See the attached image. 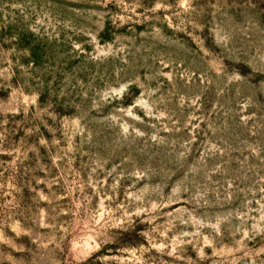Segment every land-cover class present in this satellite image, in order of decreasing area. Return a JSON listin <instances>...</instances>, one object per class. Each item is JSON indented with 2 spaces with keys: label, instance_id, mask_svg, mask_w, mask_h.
<instances>
[{
  "label": "rangeland",
  "instance_id": "1",
  "mask_svg": "<svg viewBox=\"0 0 264 264\" xmlns=\"http://www.w3.org/2000/svg\"><path fill=\"white\" fill-rule=\"evenodd\" d=\"M0 264H264V0H0Z\"/></svg>",
  "mask_w": 264,
  "mask_h": 264
}]
</instances>
